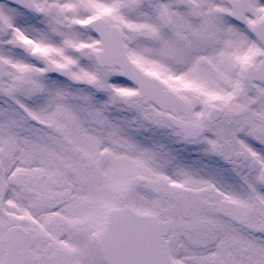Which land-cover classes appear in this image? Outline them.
<instances>
[{
    "label": "snow or ice",
    "instance_id": "6c2138e0",
    "mask_svg": "<svg viewBox=\"0 0 264 264\" xmlns=\"http://www.w3.org/2000/svg\"><path fill=\"white\" fill-rule=\"evenodd\" d=\"M0 264H264V0H0Z\"/></svg>",
    "mask_w": 264,
    "mask_h": 264
}]
</instances>
